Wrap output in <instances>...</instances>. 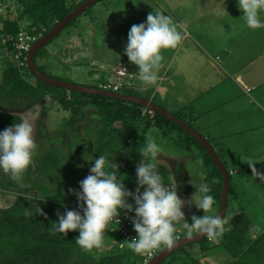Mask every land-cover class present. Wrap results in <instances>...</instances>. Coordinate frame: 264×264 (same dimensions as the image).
Returning <instances> with one entry per match:
<instances>
[{
	"label": "rangeland",
	"instance_id": "obj_1",
	"mask_svg": "<svg viewBox=\"0 0 264 264\" xmlns=\"http://www.w3.org/2000/svg\"><path fill=\"white\" fill-rule=\"evenodd\" d=\"M14 3L15 0H0V28L2 27L4 18H6L8 14L16 13ZM203 10H205V12ZM118 11H126L128 13V17L132 15L136 19L139 18L140 22H138V24L146 22L147 15L152 11L163 12L164 14L171 16L176 23L178 20H181L185 17L189 18V21L201 27L198 29L202 32V45H210L211 47H216L215 45H233L235 51H240V49L244 48L245 50L252 52L251 54L254 56H256V54L261 51L260 49H264V29L253 30L249 29L246 26V23L242 18L244 13L239 10L237 0H224V2L223 0H99L95 4L90 6L89 10L85 11L79 17H77V19L74 20L69 26L65 27L56 36L57 38H54L50 43L43 47L40 52V56L35 59L36 66L42 69L46 73V75L51 78H55L56 80L60 79L59 81L81 86L98 88L99 82L104 78V81L107 78L113 79V74L111 75L110 71L111 66L106 67L103 71L99 70V66L104 56L115 57V61L116 58H118L117 52H119L127 44V41H123L124 37H122L121 35L123 29L118 32L116 29L118 27L120 28L119 24L115 25V20H118L119 13L114 15L113 13H116ZM88 16L89 18H87ZM99 18L108 25H111V29L116 31L112 32L111 29L108 31L109 36L107 41L111 45V48L115 50V53L110 49H107L105 52H103V54H100L98 52L95 53L94 51H91L90 53V51L88 50V52L85 53L86 55L83 54L80 56L79 64L77 62L78 65L83 66L82 77L84 76L83 73H85L86 79L83 78L82 81H74V79L70 75V72L74 73L72 67L75 65L76 61L74 63L67 62L68 64L60 65L58 58L55 57V55L57 54V49H55L53 45H58L59 47L57 48L61 50H64V47L71 42L73 45L76 38L80 36L84 37L85 34L89 33L90 23L92 30L93 26L95 25L94 22H96V20H98ZM261 19H264V13L261 14ZM97 22V25H99V21ZM190 29L193 30V27ZM192 39L193 38H191V40ZM4 43L5 40L0 41V44L4 45ZM188 43L189 40H186L183 45H187ZM3 45H0V96L3 92V90H1L3 86V72L8 66L7 63L11 62L17 68L16 64L13 61L14 53H12V48L11 51H9L7 46ZM80 50L84 51L87 49L86 47H84ZM71 51L72 52L70 53V55L71 57H73L75 48H73V50ZM45 55L49 57L47 64L46 62L41 63L39 59L40 57H43ZM89 55H91V57H85ZM224 56H222V58H224ZM216 63L217 66L221 65V62L217 61ZM263 63L264 59H262V61H257V63H255V65H253V67L251 68L252 74L257 75L255 73H260L258 66L263 65ZM58 65L61 66L60 69L57 68ZM227 65H231V71L240 73L241 67L238 64H235V60L233 58L229 57V62ZM207 69H209V71L212 69L210 67V64H208ZM58 70L66 73L67 77L64 74L59 75ZM243 70L244 68L241 69V76L245 80H247V78L244 77ZM18 71L20 72V70ZM263 72L264 70H261V77L263 76ZM20 74L29 83L35 82L34 77L31 76V73L29 75L27 73V70L20 72ZM91 74L97 76V79L95 78L88 80L87 77L91 76ZM164 75H166V73ZM126 81L134 86L139 83L138 79H128ZM173 81L176 85L175 91H173L174 89L172 88L171 81L167 80L165 82H159L158 88L162 86L163 89L159 91L160 93L157 97L152 95V93L156 89V85L158 84H153L151 86L144 85L147 91L150 90L149 95L147 93H142L134 89L130 90L129 92L133 95L136 94L147 99L150 96H153L151 97V99L154 101V103L163 104L164 106H166V108H168V103L171 106H175L176 103L182 105L185 102L192 100V95H190L191 91L182 88L183 86H185V79L183 77H177V79H173ZM163 95L165 96L166 102L162 101L161 96ZM181 95H183L182 99L179 98ZM184 95L188 96V98L184 97ZM67 97L72 98L69 96L68 91ZM173 99H176V101L172 102ZM3 100L6 101V104L3 106L4 110L8 109V112L17 115L22 113L36 120L37 155L34 158L33 164L30 166L31 179H35L39 172H41L43 175V172L41 170L43 166V156L54 153L61 161L60 165H57L58 167L55 171L58 178H56L57 180L55 183L49 184L48 187L52 192L56 193L59 196L60 201L57 203H60L62 207V214H64L63 212H65V209L79 210L77 199L72 193L69 192V189H73L76 191L80 190L79 183L90 174L89 169L91 166H93L90 164L92 162V157L98 158V150L100 148H102L101 155L109 154V159H114L113 163L117 166L118 177L121 180H124L125 187L128 190L135 193L137 188V181L131 178V176L127 175L124 171L120 170V167L125 166L124 159L128 157V152H131L133 149L138 150L144 143V141L142 142L141 140H139L140 135H138V137H136L135 140L132 141L130 150L127 152L124 144L120 143V141L118 140L120 138L119 135L121 134L122 130V127L118 122L111 123L109 127H104L102 120L93 118L92 120L88 119L87 123L83 122L77 124L76 127H72V124H68L70 113L65 112L52 98V96L44 97L43 100L39 103H26L24 105L25 107L20 102H12V100H9L7 98L2 99L1 101ZM233 102L234 101H231V103ZM8 103H10V105L12 104L13 108L6 106L8 105ZM244 103L247 104L245 100ZM28 109L30 110V114L28 113ZM171 110L180 112L181 109ZM89 112H92L94 115H96V117L98 116L97 113L93 110ZM144 113L147 116H145L147 120H150L152 122L154 121L155 114L148 113L145 111V109H143V114ZM210 115L211 114L209 113L207 117H209ZM180 116L185 122H190L188 119H186V116ZM261 125L263 126V128L261 129H241L238 130L237 133L235 131L224 133L218 130L217 133L208 134V136L211 138H218L219 136H221L222 146L220 147L215 145L214 149L217 150L216 152L221 158L220 160L225 163V166L227 167L225 168L228 174L230 173L231 187L239 196V204L244 207L246 214L250 217L254 228V230L251 231L252 237L254 236L255 230L257 232L264 230V177H251L243 175L240 174V170L251 163L259 164L263 162L264 164V125ZM4 129L5 128L0 127V131H3ZM153 131H155L156 133L153 134L151 131H149L146 133V136L148 139L155 138L156 141L164 148V157H158V159H163L160 162V166H164L168 170H170L168 185L174 187L176 182L178 185V196L185 201H189L196 192V189L190 183L191 179L194 184H199L200 182H202L201 176L196 174L197 170L202 171L205 174L203 176V182H207V172L204 170V167H206L207 165V156L199 145H196L194 143L188 144L187 142L184 143L179 140V136H183L185 135V133L176 126L170 130V136H163L160 131L158 133V130L156 128H154ZM98 134H100V136H98ZM227 135H234L233 141L230 140L232 139V137H226ZM101 137H103L102 140H100ZM99 141L102 142L103 146L99 145ZM187 144L190 145L188 148ZM218 148H221L223 150V155L220 154ZM112 150L113 153H110V151ZM85 154L89 155L88 162L83 159ZM69 156H71L72 159H76V161L78 162L76 166H63V164L68 160ZM200 160L203 161V168L200 169L199 166H196V168H194L193 166L196 165V162ZM167 164L169 165V167ZM112 170L115 171V169ZM49 174L46 175V179L50 177ZM50 179L51 178H49V180ZM10 181H13V184H11ZM23 183H27L26 178L23 179ZM16 184L18 183L14 181L9 174L0 171L1 211L8 210L12 206H14L17 198L20 197L19 195L21 193H25L22 191V188L18 187ZM211 189L214 190L213 187H211ZM141 191H143V189H141ZM37 193L38 192L35 189H30L26 194L34 199V204H39L40 202H42L41 199L37 197ZM128 202L134 204V201H132L131 199ZM227 204L228 206L226 216L227 218H231L234 215L235 209L238 207V203L237 201H234L232 203L231 201H229V203ZM214 207L218 214L219 208L216 205ZM183 211L189 223H191V216L193 214L197 216L204 215L202 210H197L194 206H189L187 204L185 205ZM179 231L185 232V230H183L182 228ZM115 235L116 233L111 232L109 227L106 230L103 246L99 249H93V252H91V250L85 251L81 249L76 243L75 246L77 250L84 251L86 254H88L91 261L97 260L109 251L114 250L118 253L123 252L124 249H115L111 247L110 243L114 239L113 237ZM199 246V243H195L187 246L185 250L176 251L175 253H173V260L178 259L177 263L181 264L183 262V259H186V257L189 256L193 258L195 257V259L200 264L231 263V259H229V257L226 256L225 253L216 255L217 251L212 252L214 254L213 256L210 255L211 253L207 257L201 256L200 254H198V252L200 251ZM77 258L78 256H72L65 262V264H74ZM189 261L190 263L192 262L191 260ZM261 261H264V259H262Z\"/></svg>",
	"mask_w": 264,
	"mask_h": 264
},
{
	"label": "trees",
	"instance_id": "obj_2",
	"mask_svg": "<svg viewBox=\"0 0 264 264\" xmlns=\"http://www.w3.org/2000/svg\"><path fill=\"white\" fill-rule=\"evenodd\" d=\"M85 1L15 0L16 13H10L4 18L2 27L0 28V41L5 40L4 45L11 51L13 39L21 29L26 33L37 36L41 35L43 37ZM42 49L36 52L34 63L35 59L40 56ZM7 65L6 70L3 72V86L1 88L3 92L0 96V127L7 128L15 122H19L21 119L19 115L8 112V109L4 110L3 106L6 104V101H1L2 99L7 98L12 100V102H20L24 106L26 103H39L46 96H52L65 112L70 113L68 124H72V127H76L77 124L83 122L87 123L88 119L92 120L93 118L102 120L104 127H109L111 123H120L122 130L118 140L124 144L127 152L130 150L132 141L138 135H140L139 140L143 142L148 139L146 133L149 131L153 132V129L156 128L158 133L160 131L163 136H170V130L176 126L185 133V135L179 136V140L184 143L199 145L207 156V161L205 160L207 165L204 167L207 172V183L210 187L214 188L210 194L215 197V205L220 208L223 186L220 170L205 148L178 125L162 115L155 113V122L147 120L143 114V109L145 108L133 103L76 92H69V96L72 98H68L67 90L49 86L35 78L32 74L31 76L34 77L35 82L29 83L21 76L18 69L11 62L7 63ZM36 68L41 73H45L37 66ZM26 70L30 75L31 72L28 67ZM120 94L133 95L126 89L122 90ZM133 96L140 97L136 94ZM6 106L13 108L10 103ZM91 110L96 112L98 116L96 117L92 112L90 113L89 111ZM147 112L149 113V110ZM99 145L103 146L102 142L99 141ZM101 150L102 148L98 150V155L102 154ZM111 152L113 153V150ZM131 152H128V157L124 159L125 166L120 167V170L137 181L135 169L141 157L138 150L133 149ZM60 162L54 153L43 156V166L41 169L43 175L39 172L33 180L30 177L31 167H29L23 177V179L26 178L27 180V187L22 188L19 184H16L25 193L19 195L20 197L17 198L14 206L8 210H0V264H65L72 256H78L74 264H140L139 261L141 258L139 254L133 253L130 249L123 250L122 253L114 250L109 251L99 259L91 261L88 254L84 251L77 250L75 246V238L78 236V232H69L65 237L62 233L55 231L54 222L57 221V212L62 215V207L60 203H57L60 201L59 196L52 192L48 185L56 182V178L58 177L55 171L58 167L57 165H60ZM77 163L76 159H72L69 156L63 166L72 167L76 166ZM159 170L164 178V183L168 185L170 170L160 165ZM240 172V174L251 177L264 176V164L260 163L254 168L246 165ZM48 174L50 175V180L49 178L46 179V175ZM10 183L13 184V181H10ZM30 189H35L38 192L37 197L42 202L34 204V199L26 195ZM238 199V194L231 187L230 178L228 200L231 203L237 201L238 207L235 209L234 215L231 218H227L226 216L224 220V231L220 237L217 239L206 238L198 242L200 245L198 254L207 257L210 253L213 256L214 254L212 252L217 251V254L225 253L231 259L230 264H264V261H261L264 259V230L260 232L255 230L254 236L252 237L251 231L254 230L253 224L250 217L246 214L244 207L239 204ZM39 209L43 215H40ZM181 236L185 237V232ZM185 248L180 250H185ZM164 249L166 247L162 246L156 250L157 253H160ZM172 256L173 254L161 264L177 263L178 259L173 260ZM189 260L192 262L190 263ZM181 264L200 263L195 257L188 256L186 259H183Z\"/></svg>",
	"mask_w": 264,
	"mask_h": 264
},
{
	"label": "clouds",
	"instance_id": "obj_3",
	"mask_svg": "<svg viewBox=\"0 0 264 264\" xmlns=\"http://www.w3.org/2000/svg\"><path fill=\"white\" fill-rule=\"evenodd\" d=\"M237 4L249 29H264V19H261L264 0H237ZM182 27L161 11H152L147 15L146 22L131 26L123 54L130 64L137 66L138 72L134 75L143 85L151 86L158 81L163 52L178 46L183 39ZM98 40L103 42L101 33ZM18 115L21 116L19 122L0 131V171L9 174L23 188L27 187L23 183L24 174L37 155V127L35 119L22 113ZM138 153L141 159L136 167L135 193L128 190L124 180L118 177L117 166L113 163L114 159H109V154L92 157L90 164L93 166L89 169L90 174L79 183L80 190L69 189L77 199L79 210L65 209L62 215L57 212L55 231L65 237L69 232H78L75 243L81 249H99L104 244L110 223H119L117 217L124 213L126 218L131 219L133 230L137 233L131 241H126L127 247L141 255L162 246L168 249L175 247L183 238L177 234L181 228L185 230L187 239H192L194 234L209 239L220 237L224 231V217L216 212V200L210 194L212 189L207 182H203L205 174L196 171L202 182L194 184L191 179L196 192L189 201H185L178 196L176 182L174 187L164 183L159 170L163 159H158L164 157L162 145L155 138H149L144 140ZM88 156L85 154L83 157L86 162ZM196 166L202 169L203 161H197L193 167ZM130 199L134 204L128 202ZM186 204L202 210L204 215L193 214L189 223L183 211ZM133 212L134 217H128ZM39 213L43 215L40 209Z\"/></svg>",
	"mask_w": 264,
	"mask_h": 264
},
{
	"label": "crops",
	"instance_id": "obj_4",
	"mask_svg": "<svg viewBox=\"0 0 264 264\" xmlns=\"http://www.w3.org/2000/svg\"><path fill=\"white\" fill-rule=\"evenodd\" d=\"M203 11L205 12V10ZM117 13H119V16L118 20H115V25L119 24L120 26V28H116L117 32L123 29L121 35L124 37L123 41H127L128 32L130 30L129 27L134 24L138 25V22H140L139 18L136 19L132 15L128 17V13L126 11H118L116 13L114 12L113 15ZM87 18H89V16ZM189 20V18L185 17L177 21L178 26H183L180 29L183 34V39L176 48L164 50V60L162 61V66L158 73L159 79L155 84L169 80L172 82V88L174 89L173 91H175L176 85L173 79H177V77H183L185 79V86L182 88L191 91L190 95H192V100L185 102L182 105L176 103L175 106H171L168 103V108H166V106L163 104H155L165 109L172 115H177L176 117L181 119L183 122L185 121L180 115L186 116V119H188L190 121L189 123L192 125H190L187 121L185 123L197 131L201 136H203L214 149L215 145L220 147L222 146L221 136L218 134V138H211L208 136L209 133H217L218 130L224 133L231 131H235L237 133V131L241 129L263 128L261 124L264 125V72L262 77L260 76V73L261 70H264V63L263 65L258 66L260 73H255L257 75L252 74L251 68L253 65H255V63H257V61H262V59H264V49H260L261 51H259L256 56H254L251 54L252 52L245 50L244 48L240 49V51H235L233 45H215L216 47L202 45V32L198 29L201 27ZM97 21H99V25H97ZM94 24L95 25L91 30L90 23L88 34H85L84 37L80 36L76 38L74 44L72 45V42L69 43L64 47V50L57 48L59 47L58 45H53V47L57 49V54L55 57L58 58L60 65L68 64L70 62L74 63L76 61L75 65L72 67L74 73L70 72V75L74 81H82L83 78L86 79L85 73H83L84 76L82 77L83 66L78 64L80 56L83 54L86 55L85 53L88 52V50L90 53L91 51H94L95 53L98 52L103 54V52H105L107 49H110L115 53V50H113L111 45L107 42L109 36L108 31L111 29V25H108L100 18L96 20ZM192 27L193 30L190 29ZM111 31L116 32L112 29ZM100 33L103 36V42L98 40ZM191 38L193 39L191 40ZM186 40H189V43L187 45H183ZM125 46L119 52H117L118 58H116L115 61V57L104 56L100 62L99 70L103 71L106 67L111 66L110 71L112 75L117 67L123 65L127 67L128 72L132 75V80H135L137 78L134 74L138 72V68L137 66L130 64L128 58L123 54ZM84 47H86L87 50H80ZM73 48H75V52L73 57H71L70 53L72 52L71 50H73ZM222 56H224V58H222ZM85 57H91V55ZM229 57L233 58L235 60V64H238L241 69L244 68L243 73L247 80L241 76V69L240 73L231 71V65H227L229 62ZM48 58L49 57L45 55L39 59L41 63L46 62L47 64ZM217 61L221 62L220 66H217ZM208 64H210V67L212 68L210 71L207 69ZM60 65L57 66L58 69L61 68ZM58 73L59 75H66V73H63V71L58 70ZM163 73H166V75ZM95 78L97 79V76L93 74L87 77L88 80ZM104 79L99 82V85L100 83L104 82ZM158 86L159 84L156 85V89ZM128 88H130L127 89L129 91L134 89L142 93H147L148 95L150 91H147L145 86L140 81L136 86L128 83ZM156 89L152 93V95L155 97L159 95V91H161L163 88L161 86L157 89V91ZM182 96L183 95H181L179 98L182 99ZM151 97L153 96H150L148 100L154 103ZM161 97L162 101L166 102L165 96L163 95ZM184 97L188 98L186 95H184ZM141 98L147 99L143 96H141ZM244 100L247 102V104L244 103ZM175 101L176 99L172 100V102ZM231 101L234 102L231 103ZM171 109L181 110L180 112H175ZM28 113L30 114L29 109ZM209 113L211 115L207 117ZM144 116H146L145 113ZM152 133L154 134L156 132L153 131ZM226 137H232L230 140L233 141L234 135H227ZM216 151L217 150H215V153L217 154ZM218 151L223 155V150L221 148H218ZM219 159L221 158L219 157ZM221 162L225 166V163L223 161ZM261 163L263 164V162ZM248 165H250L249 167H255L258 164L251 163Z\"/></svg>",
	"mask_w": 264,
	"mask_h": 264
},
{
	"label": "water",
	"instance_id": "obj_5",
	"mask_svg": "<svg viewBox=\"0 0 264 264\" xmlns=\"http://www.w3.org/2000/svg\"><path fill=\"white\" fill-rule=\"evenodd\" d=\"M99 0H86L83 2L80 6H78L73 12H71L69 15H67L62 21H60L49 33H47L45 36L40 38L38 41H36L31 50L28 53V68L31 72V74L39 79L41 82L60 89L67 90L68 92H76V93H82L87 95H97V96H104L113 100H120L126 103H133L140 105L146 109L151 110L152 112L162 115L166 119L172 121L176 125H178L181 129L186 131L192 138H194L198 143H200L205 150L209 153L211 158L213 159L214 163L220 170L222 174V180H223V186H222V192H221V201H220V208L218 214H220L221 217H224V220L226 219L227 215V203H228V195H229V187H230V176L225 168V166L221 163L219 157L215 153V150L213 149L212 145L203 137L201 136L197 131H195L193 128H191L188 124L183 122L178 117L172 115L165 109L161 108L157 104L151 102L148 99H144L141 97L133 96V95H123L119 93H110L105 92L100 89L94 88V87H87V86H81L71 83L62 82L56 79H53L49 76H47L44 73H41L39 70H37L35 63H34V57L38 50L46 46L52 39H54L66 26H68L73 20H75L79 15H81L85 10H87L90 6L95 4ZM206 236H197L194 234L192 239H187L186 237H183L182 239H179L176 246L172 249L166 248L159 254H157L149 264H161L164 260H166L169 256H171L176 251L187 247L189 245L198 243L204 239H206Z\"/></svg>",
	"mask_w": 264,
	"mask_h": 264
},
{
	"label": "built area",
	"instance_id": "obj_6",
	"mask_svg": "<svg viewBox=\"0 0 264 264\" xmlns=\"http://www.w3.org/2000/svg\"><path fill=\"white\" fill-rule=\"evenodd\" d=\"M42 37L41 35H33L26 33L24 30H20L18 35L13 39L12 42V53L13 61L16 64L20 72L24 71L28 67V53L31 50L33 44ZM132 79V75L128 72L127 67L121 65L117 67L113 72V79L108 78L106 81L100 83L99 89L105 92L110 93H120L122 90L128 89V82L126 80ZM146 111V110H145ZM149 113L153 114L151 111ZM128 217H134V212L129 213ZM117 221L110 223V231L116 233L111 241L112 248H119L127 250L126 241H131L134 237L137 236V233L133 230V225L130 218H126L124 213H121ZM182 231H179L177 234L181 238ZM157 250H152L150 253L139 254L141 260L140 264H149L150 261L157 255Z\"/></svg>",
	"mask_w": 264,
	"mask_h": 264
}]
</instances>
